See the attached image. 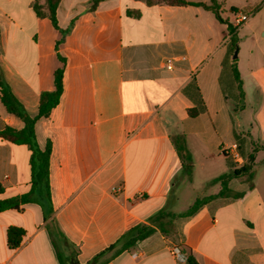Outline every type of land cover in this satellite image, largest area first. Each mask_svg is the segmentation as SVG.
<instances>
[{
	"label": "crops",
	"instance_id": "0c3cea01",
	"mask_svg": "<svg viewBox=\"0 0 264 264\" xmlns=\"http://www.w3.org/2000/svg\"><path fill=\"white\" fill-rule=\"evenodd\" d=\"M36 1L44 2L0 0V69L35 117L40 94L54 90L55 72L64 68L60 103L36 123V135L41 149L51 143L53 217L79 263L190 264L191 254L197 264H264V0L245 13L231 6L236 49L229 31V38L223 30L210 33L204 12L210 10L200 6L100 0L92 10L94 0H61L57 29L37 17ZM218 4L221 15L224 2ZM257 14L261 21L250 24L253 49L242 71L238 28ZM241 15L248 18L238 24ZM168 59L177 60L171 70ZM235 59L243 99L232 71ZM200 101L204 112L191 117ZM247 103L250 116L241 122L236 112ZM7 127L20 130L24 123L7 112L0 92V132ZM179 134L193 156L192 182L181 176L172 143ZM234 145L239 163L223 152ZM251 154L252 181L241 175L228 184L239 197L212 198L194 215L166 222L167 233L155 227L117 253L122 236L150 224L158 211L183 213L198 197L219 194L221 184L208 183L248 164ZM30 159L27 146L0 137V200L30 190ZM118 186L122 192L113 193ZM188 187L193 201L184 207ZM11 226L26 232L16 249L8 246ZM174 247L186 254L185 262L172 255ZM0 264H59L38 205L0 213Z\"/></svg>",
	"mask_w": 264,
	"mask_h": 264
},
{
	"label": "trees",
	"instance_id": "16d2710c",
	"mask_svg": "<svg viewBox=\"0 0 264 264\" xmlns=\"http://www.w3.org/2000/svg\"><path fill=\"white\" fill-rule=\"evenodd\" d=\"M61 0H44L43 3L36 1L33 4V9L40 18H48L51 20L53 26L59 29L57 20V10ZM142 1L148 6L153 5H170V6H200L207 10L212 11L218 20L223 21L220 15V5L216 0H211V4L207 5L201 2H190L187 0H137ZM100 0H94L92 3V10H94ZM128 14L134 16H140L138 12L128 11ZM228 31L232 36H236V28L231 25L228 27ZM70 32V28L62 31L63 36ZM234 47L236 49L237 38L234 40ZM62 62L63 58L59 57ZM233 75L237 83V87L240 93V97L243 99V81L241 79L238 67L237 59L233 61L232 66ZM63 75L64 68H59L55 72L54 85L55 88L52 91H44L40 94L38 114L32 117L21 101L16 97L12 91L10 85L4 80L0 69V92L1 100L9 114L15 115L20 118L24 123V127L20 130L7 127L0 132V137L12 142L15 145H25L31 151L30 168H31V184L30 190L21 196H14L7 199L0 200V213L6 210H20L22 205L36 204L43 212V219L47 222V228L52 238L53 246L56 250L57 259L59 264H80L77 259L78 251L73 244L69 242L67 237L59 228L53 215L54 208L51 198V188L49 182V163L51 155V143L48 142L46 148L43 150L40 148L37 135H36V123L42 118H48L54 108L60 103V99L63 93ZM185 91V90H184ZM187 92V90L185 91ZM205 107L203 102L200 101L199 106L189 110L191 117H196L200 113L204 112ZM172 143L175 146L177 154L181 161V176L186 179L187 182H192L194 172V161L191 151L188 148L187 140L185 135L179 134L172 137ZM254 161V154L249 156V163L243 165L239 169H234L229 173L222 174L221 176L213 179L208 183L209 185L220 183L222 186L221 191L216 196H208L203 198H197L190 208L183 213H171L166 210H160L149 218L150 224H138L130 228L126 234L119 240L118 245L121 247L117 253H121L135 246L138 242L148 238L155 233L156 228L162 232L167 233L165 224L168 221H172L176 218H185L194 215L208 200L215 197L231 196L237 198L240 194H232L229 189V182L232 178L247 175L248 180L251 182L253 179V173H251L252 163ZM3 189L0 185V193ZM156 227V228H155ZM25 230L20 227L11 226L7 230L8 246L11 249H16L20 246L22 239L25 235ZM112 246L110 249H113ZM188 262L190 264H197L191 254L188 256Z\"/></svg>",
	"mask_w": 264,
	"mask_h": 264
},
{
	"label": "rangeland",
	"instance_id": "374dc122",
	"mask_svg": "<svg viewBox=\"0 0 264 264\" xmlns=\"http://www.w3.org/2000/svg\"><path fill=\"white\" fill-rule=\"evenodd\" d=\"M193 1H207L210 2L211 0H193ZM217 3L218 2H224L222 9H224L225 11H221V16L223 21L218 20V18L216 17V15L210 11L205 12V14H207L206 16H208L210 18L209 21H206L207 24H209L211 26L210 29V33H221V31L223 30L225 33V36L227 38H229V32H228V27H229V23H233L236 26V23L232 17V12L230 11L231 6L235 5L239 11L242 13L245 11H249L250 7L248 6L249 4H255L257 3L259 0H216ZM261 15L257 14L254 18L250 17L247 20V23L242 24V26H240L238 28L239 31V35L238 37L242 40L240 42V48H239V56L238 59H242V63L243 66H241L242 71L246 70L245 63L248 61L249 57H250V52L252 51V43H251V38L248 37V33L250 32V24H255V23H260L261 21ZM249 22V25H248ZM237 118L238 120H240L241 122H244L245 120H248L249 116H250V109L248 107V103L246 104V110L242 111V110H238L236 112ZM189 193L187 192L186 194H184V198L182 200V206L184 207H189V203L190 199H191V187H188Z\"/></svg>",
	"mask_w": 264,
	"mask_h": 264
},
{
	"label": "built area",
	"instance_id": "2783aa9c",
	"mask_svg": "<svg viewBox=\"0 0 264 264\" xmlns=\"http://www.w3.org/2000/svg\"><path fill=\"white\" fill-rule=\"evenodd\" d=\"M247 18L248 17L246 15H241L240 17H238L237 23L241 24V23L245 22L247 20ZM184 59L185 58H182L180 60H184ZM176 61H177L176 59H168L166 62V67L170 70L173 69ZM237 147H238L237 145H234L232 148L224 149L223 152L226 154L230 153L232 158L237 163H239L241 160V156H240V153L238 152ZM112 191L115 194H120L122 192V187L121 186L114 187V188H112ZM170 251H171L172 255L177 259L178 262H185L186 261V258H187L186 254L183 253L179 248L174 247Z\"/></svg>",
	"mask_w": 264,
	"mask_h": 264
},
{
	"label": "water",
	"instance_id": "95a60500",
	"mask_svg": "<svg viewBox=\"0 0 264 264\" xmlns=\"http://www.w3.org/2000/svg\"><path fill=\"white\" fill-rule=\"evenodd\" d=\"M231 23H229V27H231ZM234 58H237V51H235V55H234Z\"/></svg>",
	"mask_w": 264,
	"mask_h": 264
}]
</instances>
